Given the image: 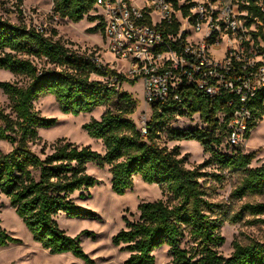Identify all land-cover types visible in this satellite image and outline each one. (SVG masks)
Wrapping results in <instances>:
<instances>
[{
    "label": "trees",
    "instance_id": "16d2710c",
    "mask_svg": "<svg viewBox=\"0 0 264 264\" xmlns=\"http://www.w3.org/2000/svg\"><path fill=\"white\" fill-rule=\"evenodd\" d=\"M95 2L53 0L52 9L72 22L87 16L89 21H97L90 31H102L101 17L91 14ZM241 6L262 16L254 0ZM36 59L43 65H38ZM0 69L22 78L0 81L8 100L5 105L0 103V140L12 144L8 152H0V198L5 195L9 199L42 247L93 262L79 236L66 233L57 221L61 213L80 218L96 216L73 198L76 192L83 194L98 182L88 171L92 163L99 168L109 167L111 188L116 194L126 193L140 177L144 182L159 184L167 197L141 202L138 218L126 219L125 227L113 235L112 243L127 253L123 264H155L154 251L162 246L169 248L170 264H264V240L235 241L229 256L218 250L225 240L219 232L225 220L237 222L249 215V224H264V201L246 202L229 217L220 203L210 199L201 182L205 177L221 181L225 174L238 172L240 180L232 197L242 199L248 194L264 193V162L252 167L254 152L244 153L226 143L227 122L237 107L229 104L230 96L210 98L195 85L184 84L178 90L179 99L171 94L150 106L144 135L130 116L136 100L108 82L117 78L120 84L127 80L135 84L137 79H129L109 64L97 61L93 52L81 53L47 31L23 21L13 23L3 15ZM48 94L55 97L62 111L74 115L107 107L100 118L83 125L89 136L102 141L104 152L65 137L58 138L49 149L43 145L39 153L32 149V143L42 140L39 128L56 124L55 117L41 115L34 107L38 98ZM249 104L253 116L248 137L264 116V90ZM194 114H199L204 127L168 128L177 117ZM165 129L171 140L198 141L209 157L197 167H187L179 146L169 148L161 143ZM216 130L220 134L216 135ZM223 137L228 150L219 148ZM208 165L215 170L204 171ZM18 241L0 225V245Z\"/></svg>",
    "mask_w": 264,
    "mask_h": 264
},
{
    "label": "rangeland",
    "instance_id": "374dc122",
    "mask_svg": "<svg viewBox=\"0 0 264 264\" xmlns=\"http://www.w3.org/2000/svg\"><path fill=\"white\" fill-rule=\"evenodd\" d=\"M53 0H0V15L9 21L16 23L23 21L28 25H35L43 28L47 33L52 34L55 39H60L67 46L78 50L81 53H94L103 64H109L116 70H124L117 57L106 49L102 37V31H90L97 21H89L87 16L82 21L72 22L69 19L61 18L54 13ZM216 53H221L220 47ZM38 65H43L36 59ZM22 78L14 76L10 71L0 69V81H16ZM120 91H126L136 100L137 106L131 118L139 125L142 117L151 115L150 105L144 100L143 82L137 79L135 84L128 80L120 86ZM7 96L0 88V103H7ZM35 109L44 116L55 117L56 124L51 127H40L39 134L42 140L32 143L31 147L40 152L43 145L49 146L58 138L75 142L79 145H90L94 149L104 152L101 140L92 138L83 128L84 123L92 118H100L106 110V106H100L91 112L74 115L61 110L53 95H44L34 102ZM204 127L199 114L192 116H179L168 128ZM220 134L216 130V135ZM161 143L169 148L179 146L180 155L186 156L185 165L189 168L197 167L209 157L203 146L196 140H171L168 137L167 129L161 133ZM227 147V149H225ZM12 144L0 140V152H8ZM219 148L228 150L225 145V138ZM244 153L254 152L255 158L251 162L252 167L261 165L264 162V116L251 134L245 145L241 147ZM204 171L215 170L214 166L208 165ZM88 171L93 174L98 182L93 187L83 191V194L76 192L74 200L96 213L94 217H71L64 213L57 216L58 224L66 233L71 236H79L84 251L93 260L86 263L71 253L56 254L42 247L37 242L24 221L11 206L5 195L0 198V225L11 235L18 238V242L8 245H0V264H123L127 253L121 251L120 246L112 243V237L120 229L125 227L127 220L138 218V205L144 201H154L160 198L166 199L159 184L144 182L140 177L135 178L132 188L126 193L116 194L111 188V174L109 167L99 168L95 164H88ZM240 173H227L225 178L217 181L210 177L201 179L207 189L210 199L221 204L222 210L227 216H233L240 210L241 205L246 202L264 201V193L248 194L242 199L231 196L232 191L239 184ZM225 213V212H224ZM223 215V214H222ZM252 217L247 215L237 222L225 220L220 226L219 232L224 236V242L218 247L220 253L229 256L234 250V242H248L250 239L264 240V224H249ZM167 246H162L154 251L156 256L155 264H170V255Z\"/></svg>",
    "mask_w": 264,
    "mask_h": 264
},
{
    "label": "built area",
    "instance_id": "2783aa9c",
    "mask_svg": "<svg viewBox=\"0 0 264 264\" xmlns=\"http://www.w3.org/2000/svg\"><path fill=\"white\" fill-rule=\"evenodd\" d=\"M254 2L262 16L241 6L249 0H96L91 14L101 17L106 49L125 67L117 72L143 82L148 105L171 94L179 99L184 84L210 98L230 96L237 107L226 143L241 149L253 116L249 103L264 90V0ZM108 82L121 86L117 78ZM147 120L138 125L144 135Z\"/></svg>",
    "mask_w": 264,
    "mask_h": 264
},
{
    "label": "bare ground",
    "instance_id": "6f19581e",
    "mask_svg": "<svg viewBox=\"0 0 264 264\" xmlns=\"http://www.w3.org/2000/svg\"><path fill=\"white\" fill-rule=\"evenodd\" d=\"M154 185V184H153ZM155 186V185H154Z\"/></svg>",
    "mask_w": 264,
    "mask_h": 264
}]
</instances>
